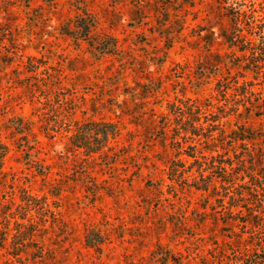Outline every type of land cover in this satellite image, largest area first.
<instances>
[{
  "label": "rangeland",
  "instance_id": "rangeland-1",
  "mask_svg": "<svg viewBox=\"0 0 264 264\" xmlns=\"http://www.w3.org/2000/svg\"><path fill=\"white\" fill-rule=\"evenodd\" d=\"M146 1L138 8L127 0H0V138L9 146L0 264H232L248 246V233L220 209V182L213 178L216 193L182 182L196 163L172 178L178 156L168 137L175 108L220 116L225 134L264 127V114L250 107L264 101L263 78L244 69V50L221 35L231 26L222 6L248 0ZM84 17L93 39L80 38ZM108 39L111 52L100 48ZM12 118L31 122L25 146H16L22 134ZM101 120L120 131L91 162L71 135ZM88 135L95 143L102 136ZM196 144L185 143L186 151L216 154ZM27 197L36 210L22 220L16 209ZM20 229L33 236L23 242ZM90 231L103 242L88 246Z\"/></svg>",
  "mask_w": 264,
  "mask_h": 264
},
{
  "label": "trees",
  "instance_id": "trees-1",
  "mask_svg": "<svg viewBox=\"0 0 264 264\" xmlns=\"http://www.w3.org/2000/svg\"><path fill=\"white\" fill-rule=\"evenodd\" d=\"M127 1L138 8L145 6L146 2H148L146 0ZM159 1L164 5L171 3V0ZM256 1L258 6L256 5ZM223 2L224 4L228 3L227 0H223L222 4ZM222 7L224 12L225 10L227 11L225 13L229 15L231 25L230 28L222 30L221 35L224 37L225 43L231 48L236 47L240 51L244 50V69L252 71L256 79L261 76L263 78L261 81L264 82V0H248L236 4L230 3ZM76 27L80 29V38H92L91 30L94 27V23L90 17L81 18ZM203 38L205 39V35ZM109 40L111 39L106 40L103 46L100 47L106 52H111L108 49V46L111 44ZM27 68L28 72H36V69ZM247 82L250 86L253 84L252 80H248ZM245 94L247 93H244V98L247 97ZM263 102V100L260 103L250 102V107L255 108V114H264ZM172 107L173 103H171ZM200 110L198 108L195 115V112L191 113L188 107L185 109L180 108L179 110L174 109L173 113L177 120L172 128V133L168 137L170 144L172 143L173 148H175V156H178V158H170L172 164H169V173L175 175L172 178L177 180L179 173L188 172V167L192 168L194 163H196V173L189 175L191 176V181H188L187 176H181L182 182L192 185L199 190H213L214 193H216L215 188L218 185H214L213 178H215V181L220 182V187L223 190L221 193H216V195H219L220 209L228 215L231 224L236 223L244 232L248 233L246 239L248 246L244 248L241 256L238 255L234 259L232 264H237V262L238 264H264V127L257 130L246 129L243 132L232 130L225 134V123L218 121L220 120V116L215 119H209ZM202 117L205 118V121L211 120L206 127L200 121ZM17 120L15 121L12 118L9 121L14 130L22 134L16 142V146L21 147L25 146L21 140L27 141L28 137H34V133L32 132L30 121H25L21 118H17ZM59 122L60 120L56 121L58 125H60ZM87 125H90V127ZM167 126H169L167 122L161 126L164 132ZM53 130L58 131L59 129L56 127ZM90 130L93 133L94 131L101 132L100 141L97 143L93 141L94 139L88 135ZM119 131L120 128L116 122L91 121L77 126L75 132L71 135V141L76 147H83L87 155L92 157L94 153L101 152L102 147L108 146V139L117 136ZM193 140H196V143H209V145L213 146L211 149L216 154L207 157L205 155L198 156L195 151H186L185 143H187V147L197 146L196 143H193V145L188 143V141L192 142ZM218 146L222 151L217 149L219 148ZM8 151V144L0 138V174L2 173L4 159ZM183 152L193 158V161L189 165H186L185 159L179 158V155L183 154ZM227 152L231 153L227 154ZM92 160L95 159L92 157L89 161L92 162ZM217 191L219 192V190ZM34 206L32 197L23 198L22 203L18 204V208L16 209L23 213L19 218L25 219L32 209L36 210ZM26 220H30L29 217ZM19 232L23 242L25 239H30L33 236V234L25 230L20 229ZM7 236L6 231H0L1 248L4 247ZM24 236H27V238H24ZM85 240L88 246L95 247L97 244L103 242V237L101 235L91 237L90 231L86 234ZM23 242L21 241V243ZM14 250V255H18L19 253L16 251L19 250V246H16Z\"/></svg>",
  "mask_w": 264,
  "mask_h": 264
}]
</instances>
